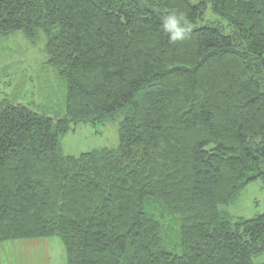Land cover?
<instances>
[{
	"label": "trees",
	"instance_id": "trees-1",
	"mask_svg": "<svg viewBox=\"0 0 264 264\" xmlns=\"http://www.w3.org/2000/svg\"><path fill=\"white\" fill-rule=\"evenodd\" d=\"M208 6L229 34L170 42L164 16L194 25ZM14 32L43 33L64 116L0 103V244L55 237L66 264H254L264 213L220 208L264 183V0H0V38ZM117 119L115 149L61 153L76 125Z\"/></svg>",
	"mask_w": 264,
	"mask_h": 264
},
{
	"label": "rangeland",
	"instance_id": "rangeland-1",
	"mask_svg": "<svg viewBox=\"0 0 264 264\" xmlns=\"http://www.w3.org/2000/svg\"><path fill=\"white\" fill-rule=\"evenodd\" d=\"M213 24L229 34L227 22L214 14L208 6L204 17L196 24L183 23L186 30ZM45 37L39 32L32 45L22 32L10 33L0 38V103L7 101L22 105L38 114L52 119L64 116L65 83L54 68L47 64ZM78 124L60 141L61 153L78 156L82 153L115 149L118 145L117 123ZM220 212L231 224L249 220L264 213V183L258 179L244 187L237 198ZM170 232L178 230L169 228ZM172 232V233H173ZM50 248L52 264H65V252L58 238H52ZM178 240L173 236L164 240L168 251L180 253L176 248ZM254 264H264V253L253 259Z\"/></svg>",
	"mask_w": 264,
	"mask_h": 264
},
{
	"label": "crops",
	"instance_id": "crops-1",
	"mask_svg": "<svg viewBox=\"0 0 264 264\" xmlns=\"http://www.w3.org/2000/svg\"><path fill=\"white\" fill-rule=\"evenodd\" d=\"M50 241L52 238L2 243L0 264H52Z\"/></svg>",
	"mask_w": 264,
	"mask_h": 264
},
{
	"label": "clouds",
	"instance_id": "clouds-1",
	"mask_svg": "<svg viewBox=\"0 0 264 264\" xmlns=\"http://www.w3.org/2000/svg\"><path fill=\"white\" fill-rule=\"evenodd\" d=\"M162 27L169 34L170 42L175 43L184 39L186 29L176 13H169L164 16Z\"/></svg>",
	"mask_w": 264,
	"mask_h": 264
}]
</instances>
